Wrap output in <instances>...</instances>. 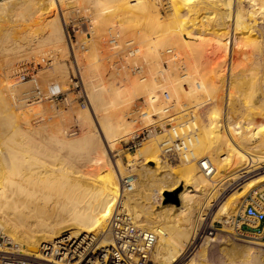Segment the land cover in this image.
Listing matches in <instances>:
<instances>
[{"label": "bare ground", "instance_id": "1", "mask_svg": "<svg viewBox=\"0 0 264 264\" xmlns=\"http://www.w3.org/2000/svg\"><path fill=\"white\" fill-rule=\"evenodd\" d=\"M80 1L9 0L1 3L0 20L12 21L19 16L26 31L15 37L19 33L13 36L11 27L2 28L0 49L6 53L32 52L45 45L67 42L63 30L65 14L60 8L64 5L75 8ZM94 1L97 27L106 26L107 32L111 30L109 39L107 34L100 36L108 43L118 47L125 32L135 27L133 32L137 31L136 38L142 46V51L138 49L135 53L146 59L141 63L138 58L142 65L137 70H142L145 64L153 68L154 62L161 59L170 65L169 71L156 70L157 82L138 76L130 80L131 88L106 90L111 106L123 108L108 116L106 112L100 120L95 117L97 133L108 149L131 134L133 129L128 128L127 118L134 116L132 123L142 116L151 122V115L161 116L171 110L170 106H160V95L164 91L167 98L171 94L177 99L178 105L181 101L187 102L182 105V111L178 106L183 114L171 116L167 122L188 117L191 112L187 110L194 106L191 102L197 103L195 108L211 105L213 109H209L206 120L200 125L197 122L193 126L190 123L177 125V130L170 133L167 140L157 137L151 129L150 136L154 139L149 140L143 152L139 151L143 165L140 164L138 178L130 179L132 189L127 193L122 191V186L120 188L121 176L125 173L122 164L115 162V167L106 146L98 157L101 150L97 142L101 139L92 128L88 126V134L86 131L77 138L61 128L47 137L43 129V133L39 128L34 130L27 120L26 102L23 105L22 101L28 102L29 92L20 90L21 95L17 94L21 81L7 85L8 98L4 97L3 88L0 89V229L6 240L17 248L5 251L20 256L24 264H88L89 257L85 253L92 245L96 247L95 253L112 245L108 221L115 209L122 206L138 227L157 235L152 264H212L208 248L213 241L221 240L224 231L212 233L213 238L203 236L199 240L208 228L205 223L199 229L195 216L205 210H209L210 215L216 209L214 219L224 218L226 224L242 198L264 187V0ZM161 11L166 13L165 17H161ZM53 12L55 19L50 20L48 16ZM39 20L43 21L39 24ZM34 27L38 34H34ZM115 29L118 31L114 32ZM209 42L214 43L215 49L225 51L231 61L226 84L219 74L207 79L193 75L197 68L193 62H201L203 45ZM134 43L130 40L127 46ZM69 45L75 58L71 41ZM177 47L186 48L187 56H191L186 73L180 77L171 71L172 66L178 67L174 51ZM233 56L237 63L233 62ZM92 58L96 69L99 58L97 55ZM106 79L109 78L102 77L100 81L104 83ZM63 83V78L55 82ZM223 88L226 99L220 96ZM91 94L94 102L101 99V93ZM127 96L144 98L147 111L137 110L134 102L122 101ZM203 98L208 99L200 101ZM174 138L182 140L187 149L189 144L192 148L184 152L178 147L176 155L167 161L161 153ZM87 163L104 166L98 176L89 177L90 174L81 170ZM181 181L184 185L179 205H165V197L160 202L162 195L178 190ZM239 188L243 191H238ZM46 189L52 194L43 193ZM53 200L55 203L51 202ZM49 202L54 205L48 208ZM70 231L74 232L65 236ZM201 241L204 242L201 244ZM228 243H221L225 246L222 250L228 264H254L259 255L264 258V243L257 240H243L240 245Z\"/></svg>", "mask_w": 264, "mask_h": 264}, {"label": "rangeland", "instance_id": "2", "mask_svg": "<svg viewBox=\"0 0 264 264\" xmlns=\"http://www.w3.org/2000/svg\"><path fill=\"white\" fill-rule=\"evenodd\" d=\"M69 1H74V0H69ZM78 5L80 8H77ZM78 5L76 4L75 8H71V9L68 8L67 5L61 6L63 9L60 8V10L63 11V14H65L63 30L66 34L65 40H68L67 42L66 41L60 42L56 46L45 45L44 47L39 48L32 52L25 51L21 53L20 51L19 53H12V52L6 53V52H2V49H0V82H1L0 89L3 88L2 90L4 94L6 95L4 97L8 98L7 95L10 94V93L9 94L7 93L8 84L16 83V80L21 81L22 85H20L21 88H19V91L17 92V94L21 95L22 92H26V91L29 92L27 94L28 95L27 100L29 99L28 102L26 101V99L22 101L23 105H24V102H26L25 110H27V113H26L28 117L27 120H29L31 127H33L34 130L36 128H39V131L41 132L43 129V131L45 132L44 135H46L47 137L53 134L52 132L58 131L61 128L63 130H67L69 134L74 135L77 138L79 135L83 136L86 133L88 134V130L92 128L91 130H94L96 132L97 137L100 138V135L97 133V130L95 127L96 124L94 123L96 121L95 117L97 116L96 118L100 120L103 117V115L106 114V112L107 114L105 116H108V113L111 114V113H116L118 111L120 112V108L123 109L119 105L111 106L109 102V98L105 94L107 92L106 91L107 89L108 90L113 89V88L118 89L119 87L127 88L128 86H129L128 88H131L132 86H130V84H132V82L130 80H132L133 78L135 79L136 77L137 78L139 77L148 78L149 81L157 82L159 80L155 78H159V74H156V70L157 71L158 70H164V71L170 70L169 69L170 65L165 64V60L163 59L155 61L153 68L145 64V67L142 70L140 71L137 70V68H139L142 65L141 63H143V61H145L146 59L143 57L142 58L140 57L142 56V54L139 55L140 53H135V50L138 51V49H141L142 51L141 43H139L138 38H136L137 31L134 30L135 33L133 32V29H135V27H130L132 30L130 28H127L130 30H127V32H125L126 34H124L123 38L118 41L119 42L117 44L118 47H116L115 44H110L108 43V40L106 41L102 38L103 35L106 36L107 34V39H109V33L111 30L107 32L105 30L106 26H104V29H101L102 27L101 28L97 27L98 24L96 23H97L98 17L96 15V1L81 0ZM57 10L56 12L59 11ZM160 14H161V17L166 16V13L164 11H161ZM48 18L50 20L55 19V13L54 12L50 13ZM13 20H15V22L17 23L14 24ZM20 20L21 18L19 16L13 17L12 19L13 22L11 21V19L9 21L8 19L7 21L6 19L5 20L2 19L0 20V23L3 21L2 24H0V27H1L0 30L2 28L4 29L8 25L6 29L11 27L13 29L12 35L14 36L15 33L16 34L19 33L17 34L18 36L15 35V37H19L22 35V33L26 31L25 27L21 25L23 24L21 23V21L23 20L21 21ZM41 21L43 20L38 21L39 24ZM3 23H5L6 25L4 24L3 26ZM19 23H20V26H19ZM17 26L19 27V29ZM15 28L16 30H14ZM33 29H34V34L39 33L35 31L36 27H34ZM113 31L117 32L118 29H115ZM134 34H135V37L132 36ZM101 35L102 37H100ZM134 38L136 40H133ZM130 40L134 41L135 43L133 46L128 47L127 42ZM70 41L73 45L75 58H74V55L72 56L71 54L72 50L69 45ZM140 46L141 48H139ZM203 49H204V54L202 55V57L204 58L205 61L202 58L201 62L198 61L199 63L193 62L194 64L193 66L197 67L196 72L195 74L193 73V75H196V77H199V78L204 76V78L207 79V78H212L215 74L216 75L219 74L218 76L220 77L222 76L221 77L222 82L223 80H225L224 83L226 84L228 80L227 77H229V74H227L228 69L230 68L229 62L231 61L230 59L226 58L225 51L215 49V45L213 42H209L207 46L203 45ZM174 51H175V55L177 58L176 63L178 64V67L172 66L173 69H171V71L173 72V74L175 73L176 76L178 75L177 77H180L186 73L185 68L188 63H191V58H190L191 56L190 57L189 55L187 56V49L183 47H177ZM93 55H97L99 58L98 67H96V69H95V66L92 65L94 61V59L92 58ZM235 57L237 60H239L237 58V55ZM235 57L233 56V62L237 63V60L235 59ZM138 58L139 59L141 58L142 60L140 61L141 63L138 62L139 60ZM223 60H224L223 63L225 64L222 63ZM148 61L150 60L148 59ZM89 65H91V67L93 68H91ZM13 69H14V72H13ZM198 70H199V73H198ZM214 70H217V72ZM112 72L115 73L116 75L113 74ZM111 73H112V76H111ZM102 77L109 78V79H106L107 83L106 82L103 83V81L102 82L100 81L102 80ZM223 77H225V79H223ZM60 78H63L64 83L62 85L55 84V82ZM101 83L103 85H101ZM94 92L101 93V97H100L101 99L95 102L92 99L93 97H91L92 96L91 93H94ZM164 92L163 94L160 95L159 103H160V106L163 108H168V106H170L169 108L171 110L169 109L170 110L169 112L163 113L161 116L151 115L150 117L152 120L151 122L145 121L142 116H140L138 120L132 123H131V121L133 120L132 118H135V117L133 116V117L127 118L126 123L128 121L127 123V125L129 126L128 128L133 129V130H131L132 132L130 135H127L125 136V138L123 137V139H120L118 140V142H115L113 145V149H111L112 151L110 150V148L108 149L107 144L104 143L103 142L104 140L102 141L101 138H100L101 140L99 139L100 142H97V144L100 143L98 145L99 146L98 148H100L101 150V152L99 151L98 157L100 156V153H102V150H104L106 146L107 149L109 150V151L107 150L109 152L108 156L111 159V161L114 163V165H115V162L117 163L118 161L122 164V168L125 173L123 176H121V179L126 178V177H132L131 179L138 178L137 177L138 170L141 169V165H143L141 161L142 159L139 158L138 153H140L139 152L140 150H142L141 152H143L146 148L145 146L149 145L148 144V142H150L149 140L154 139L150 137L137 150L128 151V146H129L128 144L131 138L133 137V135H135V133H138L145 129H150V130L154 129L157 137L164 138L165 140H167L170 136V133L173 134L174 131L177 130L176 128H178L179 125L190 123L191 126H193L194 122H197V124L200 125L201 122H204L206 120V117L210 112L209 109L210 108L211 110L213 109L212 108L213 106L211 105L205 106L206 108L205 107L195 108V104L197 103L191 102V104L192 105L194 104V106H192V109L189 108L190 110H187V112H191L188 117H185V119L183 118L182 120L179 118L171 122H167L168 120H170L171 116L176 117V115L179 113L177 115V117H179V115L183 114L182 112L179 111L178 106H180V110L182 111V105L186 104L187 102L181 101L178 105L177 99L173 98L171 94H169V98H167L166 97L167 94H164ZM222 92L223 93L220 94V96L222 95V97L224 96L226 99V93H225L224 88ZM23 97L24 96H22L21 98ZM206 99L208 98L200 99V101H203ZM101 100L103 103H100ZM122 101H125V103L127 102L130 103V101L134 102L137 105L136 106L137 110H139L140 108L141 109L144 108L147 111L148 107L145 103L144 98L135 97V96L128 97V98L124 97ZM97 102L99 103L98 104L99 106L96 105ZM10 104H13V103L10 102ZM93 105H94V108H93ZM139 105H141L142 107L141 106L139 107ZM92 111H95V112L93 113ZM79 120H81L82 123ZM84 124L85 126L87 125V127H85ZM81 125L83 126V128H81ZM88 126L90 128H88ZM84 128H86V130ZM96 135L94 136L95 140H97ZM175 140L176 138H174L172 141H175ZM171 145L173 146L174 144L171 143ZM171 145L169 147H171ZM185 147H186V144H185ZM191 148L192 147H190V144H189L188 149L190 150ZM188 149L186 148L185 150L183 149L182 151L187 152ZM161 155L167 161L171 160L170 158H172V157L169 158L167 156H164V153H161ZM128 156L131 158V162H130V158L128 159ZM175 160L178 161V159L176 158ZM169 162L173 163V161H169ZM182 163H185V162H182ZM87 164L88 166L83 165L84 167L82 166L81 170L83 171L84 174L86 173L87 175L90 174L89 177L90 176L92 177L95 175L98 176V174H100V171L102 170V167L104 166V165L103 166L96 165L97 166L96 167V166H92V164H89V163ZM150 165L155 167V164L151 163ZM178 176L181 177L180 175ZM183 185H184V182L181 181L180 187L178 190H176L175 192H168V193L173 194L179 199V194L183 191ZM120 188H121V180H120ZM44 191L43 193L48 194L49 192L52 194V191L50 189H46ZM238 191L241 192L243 191V189L239 188ZM166 195L167 193L161 196L160 202L162 201V197H165V199L167 200V204L165 205L173 204L170 202L169 198ZM244 199L242 198L240 200L239 204L236 207L235 212L230 214L229 217L234 216L239 212L241 204L243 203ZM56 200L57 199H55V201ZM51 202H54V200ZM51 202L47 203L48 208L54 205L55 203V202L54 203H51ZM157 206H159V204ZM215 211L216 209L213 210V214H210V215L208 214L209 210H205V212H201L197 214L195 216V220H196L195 222L197 225H199L198 226L199 229H201V227L206 223L207 225L206 229L214 227L215 229L224 231L220 235L221 236L220 241L212 242L211 247L208 248V254H209V258L212 264L213 263L214 264H228L229 262L227 263L228 258H226L227 256H225L226 255L225 251L222 250L225 248V246H222L221 243L229 242L231 244L240 245L242 244V241L235 240L232 237H230V235L228 234V230L222 229V227L217 224V222L224 223L225 219L221 218V221L219 219H214ZM73 232L74 231H70L68 233H73ZM215 233L217 234V232ZM213 237H214L213 235L208 236V238H213ZM203 242L204 241H201V244ZM6 248H9V249L13 248L14 250H17V248L14 247V245L10 247H6ZM263 261H264V258L262 259V256L259 255L258 258L255 260L254 264L256 263L262 264Z\"/></svg>", "mask_w": 264, "mask_h": 264}, {"label": "built area", "instance_id": "3", "mask_svg": "<svg viewBox=\"0 0 264 264\" xmlns=\"http://www.w3.org/2000/svg\"><path fill=\"white\" fill-rule=\"evenodd\" d=\"M9 0H0L5 3ZM150 129L142 130L135 133L131 138L128 151H135L140 148L149 138ZM171 147L164 149V156L172 157L176 155L179 149H186L182 140L172 141ZM171 144V143H170ZM126 177L121 179L122 191L127 192L132 189L130 179ZM125 195V193H123ZM122 213L119 214L118 211ZM222 229H228V234L235 240H257L264 243V188L248 195L241 204L239 212L227 220V223L217 222ZM229 227V228H228ZM108 229L112 238V245L103 248L100 252L95 253V246L92 245L85 256L89 257L88 264H152L151 256L156 244L157 235L138 227L121 206L112 213L108 221ZM219 231L211 227L202 232L201 238L211 236L212 233ZM71 233H67L68 236ZM102 236L99 237V239ZM204 240V239H203ZM12 244L6 240L0 229V264H24L20 256L8 253L4 248ZM76 259H79L77 256ZM74 259V260H76ZM41 264V263H39ZM46 264V263H44Z\"/></svg>", "mask_w": 264, "mask_h": 264}, {"label": "water", "instance_id": "4", "mask_svg": "<svg viewBox=\"0 0 264 264\" xmlns=\"http://www.w3.org/2000/svg\"><path fill=\"white\" fill-rule=\"evenodd\" d=\"M166 196L169 198V200H170L171 203H173L175 205H179V199L176 196H174L171 193H167Z\"/></svg>", "mask_w": 264, "mask_h": 264}]
</instances>
